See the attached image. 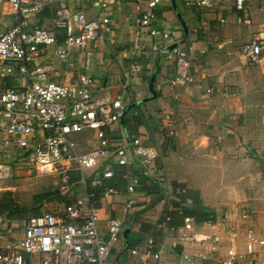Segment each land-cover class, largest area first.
<instances>
[{
	"label": "crops",
	"instance_id": "obj_1",
	"mask_svg": "<svg viewBox=\"0 0 264 264\" xmlns=\"http://www.w3.org/2000/svg\"><path fill=\"white\" fill-rule=\"evenodd\" d=\"M62 1L70 11H81L89 20L108 18V30H104L91 44L92 54L88 65L85 64L84 54L78 50L72 51L68 61L63 63L55 56L53 48H40L35 63L29 67H43L50 81L65 85L79 83L80 73H86L95 81L97 96L105 92H109L112 98L122 96L125 115L119 122L106 128L107 136L114 146L122 137L137 136L146 144L158 147L161 156L156 166L169 180L173 196L180 200L179 195L186 191L191 196L185 205L173 200L174 210H183L184 206L189 210L198 207L205 215L214 210L215 217L206 215L203 223H215L222 213L237 222L236 216L244 206L219 212L212 205L218 202L215 200L224 197V191L209 188L203 179L194 178H215L220 173L218 168L224 163L235 168L230 175L225 174L227 178H251V182H258L262 194L253 193L251 207L255 215L251 224L264 234V60L262 66L251 65L240 51L245 42L261 31L264 10H260V5L240 13L243 17L251 18L248 25L236 22L238 12L232 8V1L219 4L202 16L185 7L180 0H175V6L172 0H161L155 8L156 18L151 28L174 32L175 38L189 51L190 72L194 77L192 84L177 86L176 90L171 91L168 82L176 77L174 65L158 53L149 52L147 56H141L140 50L134 48L137 37L135 19L139 13L133 2ZM57 5L58 0L49 4L42 12L31 17L30 22L51 27ZM5 6L0 3V34L14 22V19L2 14ZM147 30L144 29L140 35L145 48L166 44L160 37L149 36ZM133 62L140 64V71L134 74L130 86L123 88V74ZM22 81L9 80L8 84L21 86ZM74 139L78 151L83 154L97 146L94 130L75 134ZM204 150H212L215 158L211 160V169L208 170L204 169L206 160L192 157L193 152ZM16 153L17 150L11 145L3 147L0 163L13 162ZM220 155L221 159L218 158ZM107 165L108 162L102 158L98 168L87 170L83 176L78 171H72L74 185L69 189H64L58 174L34 176L28 167L19 170L15 164L9 176L0 178V181L12 178L54 180L55 187L42 193H50L47 199L36 200L41 194H35L33 204L24 206L28 215L50 213L62 216L66 206L76 198L94 193L96 200L93 203L100 218L99 228L105 232L109 219L120 215L126 201L125 181L120 175L109 180L96 178L97 172ZM136 175L140 178V188L148 194V204L137 210V220L141 225L130 228L127 238L123 233L112 250L111 259L115 264H128L130 249L142 243L146 234L150 233L157 241L163 242L162 234L153 230L155 222L164 213L161 190L157 184L149 183L137 172ZM97 179L100 184L96 183ZM83 180L85 186L82 185ZM107 188H112L117 194L103 197ZM193 198L199 203L198 206L193 204ZM170 215L173 223L179 225L181 220L177 213L172 211ZM24 221L11 220L6 225L12 229L11 234L4 229L5 225L1 226L0 235L4 236L0 238V252L15 249L23 233ZM239 242L242 244V238ZM178 253L179 249L171 251L170 242L166 240L159 264H176ZM25 256L27 264H39V258ZM261 259L264 260V256Z\"/></svg>",
	"mask_w": 264,
	"mask_h": 264
},
{
	"label": "built area",
	"instance_id": "obj_2",
	"mask_svg": "<svg viewBox=\"0 0 264 264\" xmlns=\"http://www.w3.org/2000/svg\"><path fill=\"white\" fill-rule=\"evenodd\" d=\"M56 1L0 0L15 14L13 24L0 34V151L8 145L17 150L13 162L0 163V178L9 176L15 164L27 166L34 176L58 174L64 189H69L74 185L72 171L83 176L87 170L98 168L103 158L108 165L97 172L96 178L109 180L120 175L125 181L126 201L120 215L109 219L105 232L99 228L94 193L76 198L66 206L62 216L50 213L28 216L15 249L0 252V264H27L25 255L39 258V264H115L111 259L112 250L125 230L141 225L137 210L148 204V194L140 188L136 172L161 190L164 213L153 230L162 234L163 242L146 234L142 243L130 249L128 264H159L166 240L172 252L179 249L176 264H264L261 259L264 234L252 226V210L241 207L237 222L222 213L215 223L200 224L193 217L185 216L182 209L172 208L171 202L180 200L173 196L169 180L156 166L161 156L158 147L146 144L137 136L122 137L118 145H113L106 128L125 115L122 96L112 98L109 92L97 96L95 81L86 73H80L79 83L65 85L50 81L43 67H29L35 63L40 48H53L63 63L72 51L78 50L88 65L91 44L108 30V18L89 20L81 11H70L62 0H58L51 27L30 22L31 17ZM130 1L139 13L135 19V50H140L141 56L158 53L174 65L176 77L168 82L169 90L192 84L188 49L175 38L173 31L151 28L156 18L155 8L161 0ZM180 1L202 16L217 5L232 1V8L238 12L236 22L248 25L251 18L240 13L256 5L264 10V0ZM260 28L240 49L254 66H262L264 60V22ZM144 29H148L149 36L160 37L166 44L145 48L140 37ZM139 71L140 64L133 62L123 74V88L130 86L132 77ZM9 80L24 81L21 86H9ZM85 130L96 132L97 146L83 154L78 151L74 135ZM99 179L97 184L101 183ZM82 185L85 186L84 180ZM113 194L117 192L107 188L103 197ZM172 211L179 216V225L173 223ZM10 222L7 215L0 216V229L5 225L4 229L11 234L12 229L6 226Z\"/></svg>",
	"mask_w": 264,
	"mask_h": 264
},
{
	"label": "rangeland",
	"instance_id": "obj_3",
	"mask_svg": "<svg viewBox=\"0 0 264 264\" xmlns=\"http://www.w3.org/2000/svg\"><path fill=\"white\" fill-rule=\"evenodd\" d=\"M3 15L9 17V19H15L14 11L5 6L3 8ZM212 150L196 151L193 152L192 157L194 159H199L207 161L206 167L204 169H211V160H214ZM224 156V155H223ZM222 155L218 156L221 159ZM219 165V164H218ZM27 167V166H25ZM23 167H19L21 170ZM235 168L226 166L224 163L218 168L220 173L215 178H194L201 180L208 184L209 188H219L224 191V197L217 203H213L212 206L218 208V211L222 210L228 211L234 207L237 209L239 206H245L249 210L253 211L252 202H253V193L261 192L258 182H251V178H227V175H230V171H234ZM238 169V168H237ZM242 168H240L241 170ZM223 173V176L221 174ZM227 174V175H225ZM53 179L50 178H12L9 181H0V206L11 202L13 207L11 213L17 210H21L24 206H31L34 201L35 194H42L45 191L51 190L54 188ZM11 188V189H9ZM9 189V190H8ZM217 191V190H216ZM215 192V191H214ZM262 194V192H261ZM264 197V194H263ZM209 201H213L212 198H208ZM33 210V209H29ZM256 211V210H255ZM254 212V211H253ZM7 212L0 213L1 217H4ZM255 215V214H254Z\"/></svg>",
	"mask_w": 264,
	"mask_h": 264
},
{
	"label": "trees",
	"instance_id": "obj_4",
	"mask_svg": "<svg viewBox=\"0 0 264 264\" xmlns=\"http://www.w3.org/2000/svg\"><path fill=\"white\" fill-rule=\"evenodd\" d=\"M49 195H50V193L46 192L44 194H41L40 196H37L36 200L37 199L38 200L47 199L49 197ZM179 197H180V203H183L184 205H185L188 198L191 199V196H190L188 191H186L185 194H180ZM192 200H193V204L195 206H198L199 203L197 202V200L195 198H193ZM36 202H38V201H36ZM13 205L14 204L11 202H8V203L1 205L0 206V213L7 212L6 215H7L9 220H19V221L26 220V218L31 215V214L28 215L27 209L24 207L20 208L21 209L20 211L14 210V212L11 213V211H13V210H11ZM183 214L185 216L193 217L196 220V222H198V223H203L205 221V218H207L206 215L215 217V211L214 210H211L209 213H207L205 215V214H202L201 210H199L198 207H196L195 209L190 208V210H189V208L184 206L183 207ZM34 215H36V214H34ZM25 259H26V263H27V257L26 256H25Z\"/></svg>",
	"mask_w": 264,
	"mask_h": 264
},
{
	"label": "water",
	"instance_id": "obj_5",
	"mask_svg": "<svg viewBox=\"0 0 264 264\" xmlns=\"http://www.w3.org/2000/svg\"><path fill=\"white\" fill-rule=\"evenodd\" d=\"M173 1V5L175 6V0H172ZM184 24V23H183ZM187 30V29H186ZM129 233V229L125 230L124 232V236L127 238V235Z\"/></svg>",
	"mask_w": 264,
	"mask_h": 264
}]
</instances>
